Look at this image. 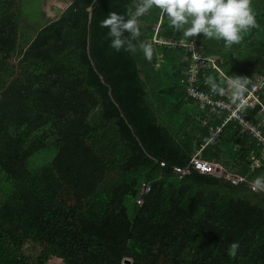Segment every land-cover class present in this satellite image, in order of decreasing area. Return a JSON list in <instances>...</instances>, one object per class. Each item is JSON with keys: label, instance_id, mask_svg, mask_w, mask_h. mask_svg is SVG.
<instances>
[{"label": "trees", "instance_id": "trees-1", "mask_svg": "<svg viewBox=\"0 0 264 264\" xmlns=\"http://www.w3.org/2000/svg\"><path fill=\"white\" fill-rule=\"evenodd\" d=\"M138 2L71 0L34 21L0 0V264H264V188L249 185L264 176V160L249 168L259 144L234 121L209 140L226 111L203 113L181 80L185 49L153 39L194 41L231 78L264 75V0L230 47L184 37L153 7L138 18L150 59L115 51L100 26ZM195 153L246 181L199 172Z\"/></svg>", "mask_w": 264, "mask_h": 264}, {"label": "clouds", "instance_id": "clouds-1", "mask_svg": "<svg viewBox=\"0 0 264 264\" xmlns=\"http://www.w3.org/2000/svg\"><path fill=\"white\" fill-rule=\"evenodd\" d=\"M153 7L167 16L172 27L182 30L184 37L202 33L207 38L222 39L225 47L239 43L244 33L258 26L251 0H139L127 15L111 11L100 21V26L107 28L110 47L130 53L139 49L145 58L150 59L152 46L139 40L138 18ZM206 82L212 93H223L224 89L213 77L209 76ZM227 84L231 88L232 102L238 109H243L246 106L247 78L235 75L227 80ZM254 184L257 188H264V176H257ZM238 247L239 242L232 241L227 249L229 256H235Z\"/></svg>", "mask_w": 264, "mask_h": 264}, {"label": "built area", "instance_id": "built-area-1", "mask_svg": "<svg viewBox=\"0 0 264 264\" xmlns=\"http://www.w3.org/2000/svg\"><path fill=\"white\" fill-rule=\"evenodd\" d=\"M157 29V27H156ZM154 41L157 43H171L177 47L185 49L187 52V65L184 70V76L181 78L185 85L187 94L196 100L198 108L203 113H219L226 111L224 120L212 132L209 140L217 136L221 126L227 121H234L240 126L242 131L247 132L251 137L255 138L259 144L258 154L250 156L249 168L253 171L259 167L264 160V100L262 97L264 88V75L254 73L248 80L247 90L244 94L246 106L243 109H238L231 100V88L227 84L228 77L218 65V55L203 53L201 46L194 41H185L183 39H163L153 35ZM215 70L217 74L225 81L223 93H212L207 84L208 71ZM251 112L252 115H248ZM199 150L197 151V153ZM193 154L190 158V166L202 173H210L216 176H223L226 180L236 184L238 182L246 181V177L225 172L224 168L218 163L208 162ZM163 164V162H161ZM220 166L218 172L215 171V166ZM190 166L180 167L175 166L174 169L179 174L189 172ZM252 190L258 189L253 181H249ZM150 189V185L146 182L142 183L139 189L137 203L142 202V196Z\"/></svg>", "mask_w": 264, "mask_h": 264}, {"label": "rangeland", "instance_id": "rangeland-1", "mask_svg": "<svg viewBox=\"0 0 264 264\" xmlns=\"http://www.w3.org/2000/svg\"><path fill=\"white\" fill-rule=\"evenodd\" d=\"M54 0H22V8H24L25 17H27L28 20H34L39 21L41 20V5L43 2H46L47 4H51ZM65 1V0H60ZM63 2L59 3V6L63 5ZM58 8H55V12L58 13ZM29 16V17H28Z\"/></svg>", "mask_w": 264, "mask_h": 264}, {"label": "crops", "instance_id": "crops-1", "mask_svg": "<svg viewBox=\"0 0 264 264\" xmlns=\"http://www.w3.org/2000/svg\"><path fill=\"white\" fill-rule=\"evenodd\" d=\"M70 1L71 0H65L63 2V1H60V0H54L53 2H51V4H47L46 2H43L41 7H42V10L46 12L45 13L46 16H49L51 18H55L62 12V10L65 8V6H67V4ZM60 2H63L62 6H59ZM58 7H59V9H58V13H57V12H55V8H58Z\"/></svg>", "mask_w": 264, "mask_h": 264}, {"label": "water", "instance_id": "water-1", "mask_svg": "<svg viewBox=\"0 0 264 264\" xmlns=\"http://www.w3.org/2000/svg\"><path fill=\"white\" fill-rule=\"evenodd\" d=\"M219 170H220V166L216 165L215 166V171L218 172ZM129 262H130V260L127 259V258L124 260V263H126V264H128Z\"/></svg>", "mask_w": 264, "mask_h": 264}]
</instances>
